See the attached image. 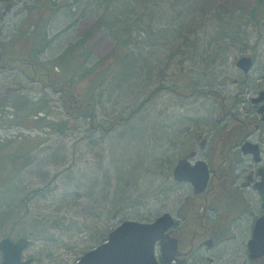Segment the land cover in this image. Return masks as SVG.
<instances>
[{
  "label": "rangeland",
  "instance_id": "obj_1",
  "mask_svg": "<svg viewBox=\"0 0 264 264\" xmlns=\"http://www.w3.org/2000/svg\"><path fill=\"white\" fill-rule=\"evenodd\" d=\"M93 1L0 0V48L11 47L13 40L23 37V40L15 42V45L19 44L16 50L22 53L28 48H33L38 36L46 34L47 40L52 42L40 54V61L51 63L67 48L72 47L79 38L89 34L91 36L88 45L92 51L89 66L97 61H105L101 64V69L107 70L108 67L105 65L110 61L109 55L114 50L112 32L105 28H96L106 3L97 4ZM183 1H186L188 6L195 5L199 14L204 16L200 17L203 24L200 26V22L197 24L199 32L191 38L192 44L184 47L176 57L163 48L159 50L162 62L157 61L155 66L160 63L162 66L156 69L157 75L153 77L152 84L147 86L146 94L138 101V97L135 100L131 95H122L121 89L118 86L115 89V85H112L108 89L111 92L105 93L103 104L105 107L96 109L91 118L84 120L83 125L87 128L90 123L93 129L90 137L83 138L84 132H75L72 139L62 138V144H58L60 137L52 133L50 142L44 146L49 149L38 154V163L17 177L8 190L0 192V195L8 193L6 195L15 196V200L12 201L14 209L11 207L10 211L15 210L19 213L15 218L18 219L17 221L11 219L0 224V241L7 236L13 240L23 236L30 238L31 245L25 255L35 258L33 264H76L85 252L105 240L108 232L118 226L120 220L153 221L163 213L175 211L181 206L185 197L182 198V193H177L178 187L173 185V163L185 157L193 147L199 149L200 135L209 137L210 140L215 134L214 144L217 145L218 137H226L227 131L234 128L231 124L236 118L242 119L250 126L253 119L258 118L252 98L264 90V0L258 7V0ZM166 3L168 6L172 4L169 1ZM180 7L181 5L178 10ZM161 8L162 6H159L157 9L159 13L162 12ZM169 8L168 16H173L175 12L171 11V7ZM255 9L262 22L254 25L249 18L253 16ZM223 14L232 16L228 19L233 18V23L223 26V20L225 22L228 20L227 17H221ZM246 18L248 22L244 21L239 26L240 20ZM238 29H240L239 33ZM238 34L239 36H235ZM218 43L221 44L219 48ZM201 50L211 53L212 59L201 62L197 57ZM196 51L197 56H195ZM19 53L15 54L19 55ZM244 55H250L255 59V66L249 74H245L236 65L238 59ZM196 68L198 71L192 73L191 69ZM181 69L187 74L183 73V76H180L179 86L176 84L178 79H175V74ZM160 72L164 73V79L158 77ZM190 75L202 80L198 88L202 93L193 92L194 87H187ZM145 81L147 82L142 75L140 86ZM106 86L108 84L104 87ZM159 86L163 88L157 91L156 88ZM167 87H175L183 95H188L179 96ZM184 88L189 89V92ZM139 89L140 87L136 91L139 92ZM12 90L35 101L44 93L51 111L60 117L68 118L64 108L60 114L59 106L63 97L60 89L57 90L53 86L44 88L24 71L0 68V97ZM149 92L150 95L152 93L151 96ZM214 92L217 94L216 97ZM111 93L114 100H123L122 112L126 115L139 107L140 103H144L141 112H138L129 125L111 128V120L116 116L109 101ZM132 100L136 101L135 105L131 104ZM0 102V142L20 134L47 139V129L39 128L38 125L37 128H32L34 123L25 118L29 112V102L20 107L14 102L8 103L7 106L1 99ZM248 110L251 111L252 117L247 113ZM230 112L236 115H231ZM14 115L24 118L23 121L27 124L16 121ZM48 119L57 120L53 113ZM136 124L150 129L145 146L141 144L143 135L138 136L140 139L138 141L136 136L127 137L130 131L134 133V130L135 132L139 130L135 128ZM97 125H103L104 128H97ZM240 129L238 128L236 132ZM175 130L182 132V139H177ZM73 134V131L68 133L69 136ZM132 139H134L133 143L130 142ZM250 140L260 144L264 151V132L255 133ZM223 144L225 143L218 145L219 160L228 152ZM51 145L53 146L50 148ZM199 151L198 158L206 160L210 157L211 163L215 162L216 166L218 163L221 164V160L216 163L213 155L207 156L208 152ZM233 153L236 159L242 158L238 167L254 164L238 151L232 152V155ZM152 154L154 158L148 159ZM156 154L162 156L157 157ZM142 156L143 166L136 164V159L138 158L137 162H140ZM261 166L264 167V160ZM226 167L225 165L222 168ZM116 168H122L125 173L131 172L129 174L131 180L128 179L132 186L131 189H127L128 191L123 187L121 189L123 181L118 179ZM103 170L110 171L112 182L110 183L112 186L115 183L112 191L110 189L108 192L109 197L100 192L95 198L88 196V187L95 179H100L99 174L104 172ZM179 188V191L189 189L187 185ZM32 190H36V194L26 200L25 195ZM123 190L127 191L125 196L123 194L125 206L119 199L117 201L114 198L120 197V192ZM254 193L244 190L242 194L239 193V201H245V204L248 202L256 212ZM245 204L239 203V205ZM53 206L58 213H52ZM116 208H120L122 213L115 217L110 212L114 213ZM24 211L27 217L22 215ZM75 211L77 214L82 212V215L72 218ZM84 211L89 214L84 215ZM64 221L71 227V230H68L69 234L65 236L55 232L56 227L61 226ZM35 222L39 224L32 228L31 223ZM238 226L236 233L242 235L248 233L246 221ZM46 231L52 235L47 237ZM209 254L212 255V252ZM1 259L0 253V263Z\"/></svg>",
  "mask_w": 264,
  "mask_h": 264
},
{
  "label": "trees",
  "instance_id": "obj_2",
  "mask_svg": "<svg viewBox=\"0 0 264 264\" xmlns=\"http://www.w3.org/2000/svg\"><path fill=\"white\" fill-rule=\"evenodd\" d=\"M167 1L172 2V4H170L171 6H168L166 3ZM262 1L263 0H258L257 7L262 4ZM94 2H97V4L101 2H103V4L106 3L103 13L98 18L96 28H105V30L112 32L111 39L114 43V50L109 55L110 61L105 65L108 67V71L105 70V68L101 69V64L105 61H97L89 66L88 62L92 57V51L88 45L91 36L89 34L79 38L74 42L72 47L67 48L51 63L40 61V54L48 48L52 42V40H47L46 34L38 36V40L33 43V48H28L22 53H19L16 50L18 49L19 44L15 45V42L23 40V37L13 40L14 42L11 47L6 46L0 48L2 49L0 51L1 65L4 64L6 68H10L11 70L18 69L24 71L33 81L42 84L44 88L53 86L57 90L60 89L59 91L61 92V95H63L61 99L62 103L59 106L60 112L64 108L66 111L65 114H68V118L65 119L55 112H52L49 107L48 98L45 97L44 93H42L43 96L36 101L29 100L15 90L8 91L0 97L1 101H3V104L6 106L9 105L8 103L14 102L17 107H20L29 102V112L25 115L26 120H30L34 123L32 128H37L36 126L38 125L39 128H45L48 130L46 133L47 139H38V137H32L29 134H20L6 141L0 142V192L8 190L17 177L23 175L30 167L38 163V154L49 149L44 146L46 143L50 142V136L52 133L58 134L60 137L58 144H62V138L72 139L71 137L75 135V132H84L85 136L83 138L90 137L93 129L90 123L86 128L83 125L84 120L91 118L96 109L105 107V105H103L104 97L106 96L105 93L106 91L111 92L108 89L111 88L112 85H115V89L119 87L122 95H131L135 100L138 97L139 101V99L146 94L147 86L152 84L151 81L153 77L157 75L156 69H159L158 67L161 65L160 63L155 66L157 61L162 62L159 50L163 48L166 51H169L172 56L176 57L182 52L184 47L192 44V42L190 43L191 38L199 32L197 24H199V22V26L203 24V20L200 19V17L204 16L199 14L195 5L188 6L186 1L184 2L183 0H94L93 3ZM68 4L69 3H66V5ZM152 4L154 5L151 6ZM179 5H181L180 10H178ZM159 6H162L160 10L162 11L161 13L157 10ZM169 7L172 8L171 11L175 12L173 16H168L170 12ZM256 13L257 9L253 11V16L249 18L251 20L250 22L254 25L261 21ZM202 14H204V11ZM221 17H227L228 19L232 16L223 14ZM244 21L248 22V19H241L239 26ZM230 23H233V18L228 19L227 22L223 20V26ZM237 32L239 33L240 29H238ZM235 36H239V34ZM220 45L221 44L218 43L217 47H221ZM138 50H140V53L137 54ZM15 53H19V55H16ZM195 53V56H197L198 52L196 51ZM212 56L211 53L209 54L206 53L205 50H201L197 57L201 62H206ZM102 66H104V64ZM195 71H198V69H191L192 73ZM183 73L187 74L181 69L179 73L175 74V79H178L176 84H179V86V78L180 76H183ZM142 75H144V80H147V82L145 81L144 84L140 86L139 81L142 78ZM158 77L164 79L165 75L163 72H160ZM201 82L202 80L197 79L195 75H190V82L187 87H194L195 91L193 92L202 93V90L198 89ZM104 84H108V86L104 87ZM139 87V92H137L136 89ZM162 88V86H159L156 90L158 91ZM171 88L173 92L179 96L188 95H183V93L178 91L175 87ZM184 89L186 92H189V89ZM204 91L206 92V90ZM112 97L113 93H111L109 99L114 109L113 113H116V116L113 118L114 120H111L112 129L114 127L116 128L118 125H129L135 119L138 112H141L143 109L144 103H140L139 107L133 109L129 115H126L125 112H122L123 100H114ZM131 104L135 105L136 101L132 100ZM51 113L56 116L57 120L54 121L48 119ZM60 114H62V112ZM14 117H16V121L26 123L23 121L24 118L15 115ZM243 122L244 121H238L236 126L231 130L236 132L238 128H246L248 131L250 125ZM100 126L102 127L103 125H97V127ZM134 126L135 128H139V130L137 132L134 130V133L133 131H130L127 137L129 138L131 135L134 137L136 136L135 138H137L136 140L138 141L140 140L138 136L143 135L141 144L142 146H145V143L148 140L147 136L149 137L150 134V129H146L144 126L140 127V124ZM70 131L71 133L72 131L74 133L72 136L68 135ZM175 132L177 133V139H182V132L179 130H175ZM145 136L147 139H144ZM229 136L230 131L227 132L226 137L222 136L219 143H226V140L229 141ZM133 141L134 139L130 142L133 143ZM52 146L53 145H51L50 148ZM125 156L126 155L124 154L123 157ZM158 156L162 155L158 154L157 157ZM153 158L154 155L152 154L148 159ZM137 159L136 164L143 166V156L139 159L140 162H137ZM127 164L130 165L128 162ZM116 169L118 179L123 181L121 189L122 187L124 190L129 189L132 186L128 179L130 178L129 174H131V172L125 173L122 168ZM109 173L110 171H104L99 174L100 179H95L93 184L88 187V196L95 198L100 192V194L109 197L108 192H110V189L112 191L115 184L114 183L113 186L111 185L112 182ZM122 174L124 175L122 176ZM124 190L120 192V197L113 196L115 200L118 201L119 199L122 204L125 203L123 200V194L125 196V192L128 191L124 192ZM35 191L36 190H32L25 195L26 200L33 197V195L36 194ZM6 194L8 193L0 195V224L11 219H14L13 221L18 220L15 218L18 217L19 213L17 211L15 212V210L10 211L11 207H13L12 201L15 200V196ZM52 209H54L52 213H58L55 206H53ZM25 210H27L26 206ZM85 212L87 211H84V215L89 214ZM73 213L72 218L82 215V212L77 214L75 211ZM110 213L112 216L115 215L116 217L122 212L120 208H116L114 213H112V211ZM22 215L27 217L26 211L22 212ZM69 219H71V217ZM31 224V227L33 228L37 227L39 223L35 222ZM68 230H71V227L68 226L66 221H64L61 226L56 227L55 232L60 233V235L64 234L63 236H65L69 234L70 231ZM46 234L47 237L52 235L47 231ZM78 235L79 234H77V236ZM229 249H234V247H229Z\"/></svg>",
  "mask_w": 264,
  "mask_h": 264
},
{
  "label": "flooded vegetation",
  "instance_id": "obj_3",
  "mask_svg": "<svg viewBox=\"0 0 264 264\" xmlns=\"http://www.w3.org/2000/svg\"><path fill=\"white\" fill-rule=\"evenodd\" d=\"M261 92L252 98L258 118L253 119L252 127L246 131L248 138L253 137L257 132H264L263 114L260 112L264 100L257 101ZM247 113L252 117L250 110ZM229 131V141L226 140L223 144L228 152L220 157L221 164L218 163L216 166L215 162L211 163L210 157L206 159L210 164L211 175L208 189L203 194H196L188 184L173 183L178 187L177 193H182V198H185L175 211H168L173 217L174 224L167 232L168 246L163 248L161 241L156 244V260L159 264H264V255L253 258L249 250L257 220L264 216V196L256 188V184L261 181L259 169L262 163L256 164L251 153L244 155L241 149L243 140L238 139L237 132L230 129L227 132ZM215 137L214 134L209 140V137L200 135L198 139L201 151L208 152L207 156L213 155L217 163L220 161L217 157L219 142L217 145L214 144ZM235 151L248 157V161L254 164L250 163L236 170L231 168L236 158L232 152ZM192 152L198 155V147L189 150L184 158L193 162L194 159L187 157ZM225 165L227 167L222 168ZM226 182L230 184L227 185ZM186 185L188 190L179 191V187ZM223 187L227 189L223 190ZM234 187L237 191L233 189ZM244 190L249 193L255 192L256 212L252 205H248V202L245 204V201H239L236 197L238 192ZM243 221H246L248 226V233L244 235L236 233L238 224H242ZM211 252L212 255L209 254Z\"/></svg>",
  "mask_w": 264,
  "mask_h": 264
},
{
  "label": "water",
  "instance_id": "obj_4",
  "mask_svg": "<svg viewBox=\"0 0 264 264\" xmlns=\"http://www.w3.org/2000/svg\"><path fill=\"white\" fill-rule=\"evenodd\" d=\"M252 65L250 57H243L238 62V67L244 72H249ZM263 100L264 93H261L257 101ZM260 112L263 114L264 121V105L260 108ZM242 151L245 154H254L256 161H260L258 146L246 143ZM260 173L262 181L257 183L256 187L264 194V171L260 170ZM174 179L179 182L192 183L196 192L201 193L206 189L209 179L208 167L203 161H199L193 166L187 160H182L175 168ZM172 224L173 220L169 214L163 215L153 223L125 221L109 234L107 242L86 253L78 264H158L154 256L155 244L161 239L163 248L166 247L167 235L165 232ZM28 244L29 240L26 238H21L17 242L10 238L3 239L0 242V250L3 253L2 264H29L32 262V259L24 263L21 261L22 252ZM261 245L264 250V218L257 223L253 240L249 245L250 250L260 254L258 249Z\"/></svg>",
  "mask_w": 264,
  "mask_h": 264
}]
</instances>
